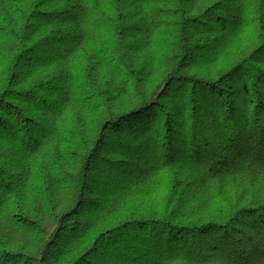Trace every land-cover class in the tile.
Masks as SVG:
<instances>
[{
  "label": "trees",
  "instance_id": "trees-1",
  "mask_svg": "<svg viewBox=\"0 0 264 264\" xmlns=\"http://www.w3.org/2000/svg\"><path fill=\"white\" fill-rule=\"evenodd\" d=\"M0 264H264V0H0Z\"/></svg>",
  "mask_w": 264,
  "mask_h": 264
}]
</instances>
